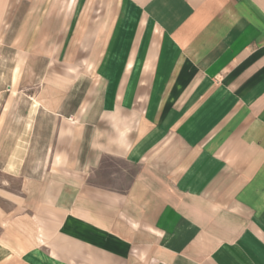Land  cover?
Segmentation results:
<instances>
[{"label": "crops", "instance_id": "1", "mask_svg": "<svg viewBox=\"0 0 264 264\" xmlns=\"http://www.w3.org/2000/svg\"><path fill=\"white\" fill-rule=\"evenodd\" d=\"M71 1L91 75L0 119V264H264V0Z\"/></svg>", "mask_w": 264, "mask_h": 264}, {"label": "rangeland", "instance_id": "2", "mask_svg": "<svg viewBox=\"0 0 264 264\" xmlns=\"http://www.w3.org/2000/svg\"><path fill=\"white\" fill-rule=\"evenodd\" d=\"M71 2L0 0V119L14 121V131L24 119H34L36 92L52 82L56 90L66 88L60 80H46L50 73L66 76L84 71L91 75V65L67 62L65 44L60 43L70 35L66 24ZM74 50L77 55L90 54ZM12 185L17 187L16 182Z\"/></svg>", "mask_w": 264, "mask_h": 264}]
</instances>
